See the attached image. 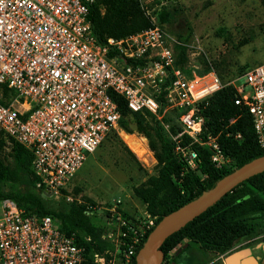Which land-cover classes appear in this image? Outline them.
<instances>
[{
	"label": "built area",
	"instance_id": "obj_1",
	"mask_svg": "<svg viewBox=\"0 0 264 264\" xmlns=\"http://www.w3.org/2000/svg\"><path fill=\"white\" fill-rule=\"evenodd\" d=\"M158 1L138 0L147 15V6ZM93 2L0 0V133L30 154L34 190L57 199L108 132L125 133L112 96L121 97L129 112L153 117L184 168L196 167L194 145L207 149L215 169L230 167L198 112L220 89L215 74L187 76L177 67L157 17L140 32L97 42L88 19ZM232 87L234 105L245 108L264 150V62ZM136 139L148 154L144 138ZM154 221L140 234L128 220L117 219L131 234H121L128 239L120 244L125 262ZM83 254L75 234L62 232L52 217L27 215L0 200V264H81ZM102 261L94 255L95 263Z\"/></svg>",
	"mask_w": 264,
	"mask_h": 264
},
{
	"label": "trees",
	"instance_id": "obj_2",
	"mask_svg": "<svg viewBox=\"0 0 264 264\" xmlns=\"http://www.w3.org/2000/svg\"><path fill=\"white\" fill-rule=\"evenodd\" d=\"M260 1L264 4V0ZM99 5L104 8L102 16L97 12ZM88 19L99 43L106 38H123L152 26L138 0H94L89 8ZM157 19L161 26L164 14L158 15ZM183 61L184 52L181 50L180 57L175 56V65L182 69ZM235 98L233 87L225 86L212 94L198 109L207 131L217 136L219 147L230 159L232 166L215 169L209 162L207 149L194 145L198 161L196 167L191 170L184 168L177 160L171 140L153 117L146 113L129 112L121 97L112 96L119 113V126L129 133V125H135L136 132L147 140L149 151L157 164L156 176L149 177L132 189L133 195L145 205L146 213L150 217H156L153 226L162 216L195 199L202 191L211 189L220 178L235 168L264 156V150L258 146L252 130L251 118L245 108L234 105ZM145 116H148L149 124L145 121ZM237 133L240 139L234 140L233 136ZM1 137L0 133V200L12 201L27 215L52 217L62 232L67 235L76 234V244L84 248L81 264H95L91 250L100 251L93 244L95 234L84 214V206L61 203L55 210L50 209L47 199L34 190L30 154L22 146L12 142L11 162L6 164L1 157ZM10 184H15L16 187L11 189L8 187ZM161 196L166 207L160 213L157 207L158 198ZM256 215L264 218V172L238 184L179 231L168 236L159 246L163 254L162 264H176L168 255L183 239L196 240L203 246L226 251L232 247L234 240L252 236V230H249L244 222ZM85 236L90 238L88 242L83 240ZM146 236L147 234L142 244ZM142 244L135 250L134 257ZM134 257L130 264H136Z\"/></svg>",
	"mask_w": 264,
	"mask_h": 264
},
{
	"label": "rangeland",
	"instance_id": "obj_3",
	"mask_svg": "<svg viewBox=\"0 0 264 264\" xmlns=\"http://www.w3.org/2000/svg\"><path fill=\"white\" fill-rule=\"evenodd\" d=\"M97 12L102 16L103 6L99 5ZM147 12L149 20L164 14L161 29L166 45L176 58L183 50L181 67L187 76L213 72L220 88L232 87L249 67L264 62V4L260 0H159L147 6ZM242 81L240 79L239 83ZM145 121L149 124L148 116ZM134 136L144 138L136 131L125 134L108 132L93 152L95 154L87 156L79 173L76 171L57 199L46 198L52 210L61 203H69L66 197L84 206V214L95 234L93 244L100 251L91 250L93 262L94 255H97L104 264H130L131 261H124L121 255L124 247L120 245L128 240L121 234L130 237V229L117 225V219L128 220L129 226L140 234L147 222L156 219L146 213L145 205L132 193L134 187L157 174V164L145 138V147L149 151L146 155L150 158L144 162L132 153H137L139 146ZM1 139V157L10 164L12 142ZM76 174L83 180H77ZM8 187L14 189L16 185ZM165 207L161 196L158 198V212H163ZM244 224L252 230V236L234 240L232 247L224 252L192 239H183L181 243L191 250L188 256L194 264H206L215 256L238 249H254L255 254H260L259 247L264 244V218L256 215ZM89 239L83 237L85 242ZM168 258L176 261L177 257L168 255Z\"/></svg>",
	"mask_w": 264,
	"mask_h": 264
},
{
	"label": "water",
	"instance_id": "obj_4",
	"mask_svg": "<svg viewBox=\"0 0 264 264\" xmlns=\"http://www.w3.org/2000/svg\"><path fill=\"white\" fill-rule=\"evenodd\" d=\"M129 130L135 132L136 126L129 125ZM262 172H264V156L254 158L235 168L220 178L211 189L202 191L195 199L162 216L138 250L136 264H162L163 254L159 246L168 236L179 231L238 184ZM261 248L264 251V244ZM257 263L264 264V258Z\"/></svg>",
	"mask_w": 264,
	"mask_h": 264
},
{
	"label": "crops",
	"instance_id": "obj_5",
	"mask_svg": "<svg viewBox=\"0 0 264 264\" xmlns=\"http://www.w3.org/2000/svg\"><path fill=\"white\" fill-rule=\"evenodd\" d=\"M251 67H253V66H251ZM251 67H249V68H251ZM94 154L95 153L92 152L89 155H94ZM87 156H86V158H87ZM82 166H83V164H82ZM82 166L77 170L78 171L77 174L81 170ZM77 174H76L75 178H77V180H83V179H80L77 176ZM71 180H72V178H71ZM71 180H70V182H71ZM178 247H179L178 249L172 250L169 253L170 256L173 255V257H177L176 258V264H194L192 262V260H190V258H189L190 256H188V253L191 254V252H190L191 250L185 246V243H180V245ZM259 250H260V254H255L254 252H256V251L254 249L234 250V251H231L225 255L215 256V258H213L210 262H208L206 264H258L257 263L258 257L262 254V252H264L261 248V245L259 247ZM245 251H246V253L243 254V252H245ZM180 253H181V258H178ZM102 264H104V261H102Z\"/></svg>",
	"mask_w": 264,
	"mask_h": 264
},
{
	"label": "bare ground",
	"instance_id": "obj_6",
	"mask_svg": "<svg viewBox=\"0 0 264 264\" xmlns=\"http://www.w3.org/2000/svg\"><path fill=\"white\" fill-rule=\"evenodd\" d=\"M125 134L124 132H120V134ZM128 135V134H127ZM128 136H133V135H128ZM138 142L139 140L136 139ZM138 159L142 160L145 162L146 158H150L148 155H146V151H144V149L141 147L140 143L139 146L137 147V153L136 152H132ZM139 153V154H138ZM140 156V158H139Z\"/></svg>",
	"mask_w": 264,
	"mask_h": 264
},
{
	"label": "flooded vegetation",
	"instance_id": "obj_7",
	"mask_svg": "<svg viewBox=\"0 0 264 264\" xmlns=\"http://www.w3.org/2000/svg\"><path fill=\"white\" fill-rule=\"evenodd\" d=\"M262 258H264V252H262V254L258 257V262H259Z\"/></svg>",
	"mask_w": 264,
	"mask_h": 264
}]
</instances>
